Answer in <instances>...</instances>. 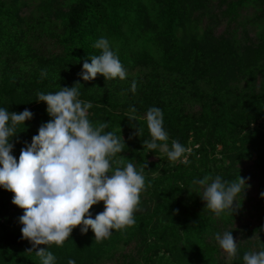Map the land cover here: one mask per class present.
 Here are the masks:
<instances>
[{"label":"trees","instance_id":"16d2710c","mask_svg":"<svg viewBox=\"0 0 264 264\" xmlns=\"http://www.w3.org/2000/svg\"><path fill=\"white\" fill-rule=\"evenodd\" d=\"M149 117L186 163L136 148L174 145ZM262 123L264 0H0V264H264Z\"/></svg>","mask_w":264,"mask_h":264},{"label":"rangeland","instance_id":"374dc122","mask_svg":"<svg viewBox=\"0 0 264 264\" xmlns=\"http://www.w3.org/2000/svg\"><path fill=\"white\" fill-rule=\"evenodd\" d=\"M108 71V75L106 71H104L105 75H96L92 79V86H90V91L92 94H97V88L101 86L104 83H109L112 79L111 77H114V74L116 73L117 76L115 77L114 80H112L113 85L111 86L110 93L113 95L114 99L113 102L116 104V107L118 108L119 111H124L126 108L122 107V104H126L128 106L130 105H135V106H140L143 104V102H140V96L143 98V93L144 89L142 86V79L146 75L145 71H139V70H118L116 71ZM88 76V74H87ZM110 76V77H109ZM61 84V83H60ZM184 90L186 92V100L184 102L186 109L189 112H195L198 108L197 100L193 99V94L192 92H195L198 90L197 86H192L187 83H184ZM173 84H169L167 86L164 85L165 88L171 90ZM114 87H116L114 89ZM202 89V86L200 85L199 90ZM114 92V93H113ZM167 94H164L163 97H167ZM65 104L67 105L68 109H81L84 110L85 107L82 106V101L79 99H76L69 93L66 94L65 96ZM85 111V110H84ZM152 124H154L155 128L159 131L162 132V134L169 140L174 142L173 147L171 149L170 145H155L154 146V152L151 151L153 147L148 143H142L136 141V148L145 153H150L152 156V160L160 165V169L162 170H169L171 171L173 168L177 167L179 164L186 163L189 159L190 154L192 151H194L197 147H194L193 143L194 141L190 140L188 143V146L185 148L183 151H178L176 144H175V139L174 137L169 136V133L166 130L160 129L156 123V121L153 119V117H149ZM260 128L264 129V123L260 125ZM60 150H57L55 153V157L53 159V165L57 167V169L60 168L61 166V155H60ZM153 152V153H151ZM218 159H221L222 164H228V160L226 158L221 157L220 155L216 154ZM64 174L62 170H60V173H58L59 176ZM163 174V172L159 169H157L154 173L153 176H160ZM84 197L83 192L81 191H75L72 193V196L70 199H67L65 202L70 201V200H77L81 199ZM55 203V201H53ZM50 204V202H49ZM106 264V263H104ZM107 264H114L113 262H109Z\"/></svg>","mask_w":264,"mask_h":264}]
</instances>
